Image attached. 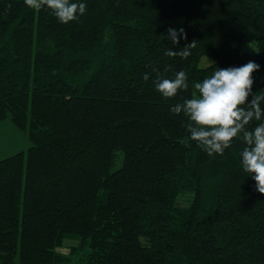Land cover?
I'll use <instances>...</instances> for the list:
<instances>
[{
  "label": "trees",
  "instance_id": "obj_1",
  "mask_svg": "<svg viewBox=\"0 0 264 264\" xmlns=\"http://www.w3.org/2000/svg\"><path fill=\"white\" fill-rule=\"evenodd\" d=\"M72 2L87 10L62 24L0 0V122L31 143L0 159V264H71L78 249L84 264H264V194L242 139L209 155L170 112L248 61L264 95V0ZM168 28L187 38L173 44ZM193 40L186 59L164 55ZM152 67L184 70L189 89L162 97ZM65 239L79 241L69 255Z\"/></svg>",
  "mask_w": 264,
  "mask_h": 264
},
{
  "label": "clouds",
  "instance_id": "obj_2",
  "mask_svg": "<svg viewBox=\"0 0 264 264\" xmlns=\"http://www.w3.org/2000/svg\"><path fill=\"white\" fill-rule=\"evenodd\" d=\"M24 4L34 11L50 9L62 24L77 20L87 10L86 4L72 0H24ZM167 33L173 44L187 38L183 28H168ZM195 46L193 40L179 51L166 50L164 55L186 59ZM259 68V64L248 61L239 67L216 69L211 76L194 83L191 98L175 104L170 112L183 113L187 117L189 139L209 155H223L234 138L242 139L245 145L240 152L242 170L256 182L255 190L264 194V110L261 108L264 95L252 94V73ZM169 70L164 69L165 72ZM152 72L156 73L152 81L154 88L164 98L175 97L178 92L189 89L188 75L184 70L175 72L171 79L165 78L155 67ZM142 78L148 81L149 74L145 73ZM250 94L252 99L248 102ZM254 120L259 123L250 130L247 126Z\"/></svg>",
  "mask_w": 264,
  "mask_h": 264
},
{
  "label": "rangeland",
  "instance_id": "obj_3",
  "mask_svg": "<svg viewBox=\"0 0 264 264\" xmlns=\"http://www.w3.org/2000/svg\"><path fill=\"white\" fill-rule=\"evenodd\" d=\"M206 63V62H205ZM31 145L26 134L18 129L13 123L8 119L0 122V159L14 154L18 151L25 150ZM189 195L182 196L179 202L183 205L188 203ZM78 240L75 239H65L63 246L58 248L59 252L63 254H70L73 247L78 245ZM87 249H78L75 253H72L71 264H84L83 256Z\"/></svg>",
  "mask_w": 264,
  "mask_h": 264
}]
</instances>
